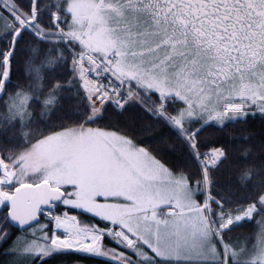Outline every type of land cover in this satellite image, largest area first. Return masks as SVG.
<instances>
[{"label": "snow or ice", "instance_id": "6c2138e0", "mask_svg": "<svg viewBox=\"0 0 264 264\" xmlns=\"http://www.w3.org/2000/svg\"><path fill=\"white\" fill-rule=\"evenodd\" d=\"M0 264H264V0H0Z\"/></svg>", "mask_w": 264, "mask_h": 264}]
</instances>
